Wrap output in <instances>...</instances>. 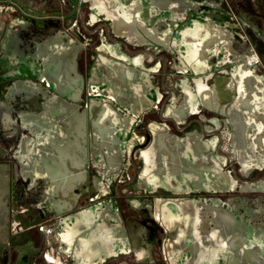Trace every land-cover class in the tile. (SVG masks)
Here are the masks:
<instances>
[{"label":"crops","instance_id":"0c3cea01","mask_svg":"<svg viewBox=\"0 0 264 264\" xmlns=\"http://www.w3.org/2000/svg\"><path fill=\"white\" fill-rule=\"evenodd\" d=\"M127 24L128 33L144 38V29ZM113 49L118 60H108L107 88L113 98L100 103L93 97L83 104L86 81L79 65L81 46L74 38L65 41L49 35L32 46V41L9 32L0 40V52L9 59L0 75V264H26L27 254L48 264L69 256H75L78 264H100L124 253L148 264H155L158 256L165 264L264 261V199L256 204L259 219L251 220L249 200L243 197L239 210L229 198L236 188L245 195L251 190L264 194V176L255 177L264 168V78L259 76L257 89L251 91L246 87L249 76H242V88L236 93L234 79L225 78L227 88L219 85L229 89L225 95L213 87L210 94H191L181 104L185 114L197 113L199 108L222 113L224 130L212 129L205 138L196 127V137L186 134L170 140L166 126L152 121L150 140L141 144L135 122L161 103L162 94L154 89L150 74L140 69V55L129 64L121 47ZM15 69L23 76L13 77ZM94 73L96 79L99 72ZM42 79L52 91L49 98L54 96L46 110L29 103L42 101L38 88L44 84ZM27 86L32 93H26ZM133 86L136 91L129 93L128 87ZM64 100L67 107L58 110L57 104ZM91 120L97 125L91 126ZM213 124L218 127V120ZM91 131L97 137L92 153ZM15 136L11 158L9 143ZM42 148H47L45 153ZM54 148L63 150V155L57 157ZM126 153L136 154L141 161L129 200L136 214L129 219L117 200L102 199L111 176L123 177L117 167L123 165ZM228 158L235 159L242 175L254 182L238 183L226 166ZM91 162L99 167L94 177ZM28 178L31 185L21 186ZM31 195L39 198L34 201L38 211L34 224L42 213L51 219L65 215L62 233L40 243L25 236L18 219L21 210L15 209L14 202ZM90 197L97 202L91 205Z\"/></svg>","mask_w":264,"mask_h":264},{"label":"rangeland","instance_id":"374dc122","mask_svg":"<svg viewBox=\"0 0 264 264\" xmlns=\"http://www.w3.org/2000/svg\"><path fill=\"white\" fill-rule=\"evenodd\" d=\"M180 1L181 4H178V0H123L122 4L117 0H0V40H5L9 32L16 33L22 40L32 41V46L43 42L49 35L57 34L65 41L74 38L81 46L79 65L86 81L83 104L91 102L93 97H96L100 103L106 102L109 97L113 98L107 89L111 79L109 61L113 62V59L117 58L113 47H121L125 51L129 64H134L135 57L140 55L142 57L140 69L150 74L154 89L162 94L161 103L141 115L135 122L137 126L135 130L142 135L141 144H146L150 140L149 136L152 133L149 127L152 121L166 126L170 132L168 135L170 140L172 137H181L186 134L196 137L197 128L202 130L205 138H208L212 129L224 130L226 123L224 115L215 110H201V108L197 113L185 114L181 111V104L191 94H210L215 82L225 78L234 79L236 83L234 86L237 88L234 90L235 93L241 90L242 86L239 83L244 75L250 78V84L246 87L248 86L251 91L257 89V78L259 76L264 78V58L262 57L264 20L257 18L253 20L250 16H264L262 14L264 8L257 7L260 9L258 14L252 11L244 0ZM117 16L123 17L121 19ZM128 21L145 30L144 38L137 39L128 33ZM141 21L147 27L143 28ZM209 23L217 24L222 28V32L207 31L206 27ZM252 53H256L260 58V62L255 63V67L247 63L248 55ZM7 59V54L0 52V75L7 67ZM96 69L99 73L94 79ZM22 76L23 73L20 70L13 71V77ZM42 81H44L42 88L38 85L42 93V101L35 99L29 103L36 109L46 110L48 106L46 104L53 102L54 96L51 95L49 98V92H52L49 89V83L43 79ZM29 89L31 88L27 86L28 94L32 93ZM133 91H136L134 86L128 87L129 93ZM47 99L49 101L45 102ZM27 103L25 104L28 108L29 103ZM61 103L57 104L58 110L65 109L68 105L67 100ZM107 103L110 102L107 101ZM169 106L174 109L170 111ZM215 120H218V127L213 124ZM92 125H97L95 120H91ZM41 135L44 134L41 133ZM88 139L91 142L90 152L92 153V142L97 141L96 134L91 131ZM17 140V136L10 138L9 156L11 158L14 156ZM46 150L47 148H42L44 153ZM53 150L57 157L63 155V150L57 148ZM124 157L123 165L119 164L117 167L120 172H123V177L111 176V180L107 182L109 189L102 199L107 202L112 199L117 200L125 219H129L136 214L129 207V200L134 195L131 189L134 187V179L139 173L141 161L136 154L126 153ZM126 159H130L131 162H127ZM231 160L234 172L240 178L238 183L248 181L253 183V178L242 175L235 159L231 158ZM226 166L228 169L231 168L228 160ZM90 167L91 176L94 177L98 174L99 167L94 162H91ZM263 175L264 168L258 171L255 177ZM31 183L32 178H28L21 181L20 185L27 187ZM39 186L43 187L42 182L38 184ZM243 197L249 200L251 207H256L258 199H264V194L251 190L248 195H245L242 194L241 188H236L229 194V198L233 200L232 207L240 210ZM38 199L33 195L26 196L20 202L18 201L19 203L15 201L14 205L16 210H21L18 213L19 218L16 211V218L21 221L25 236L35 238L40 243L44 240L48 241L50 235L64 231L65 215L51 219L49 215L42 213L40 221L34 224L35 216L38 215L34 201ZM88 199L91 205L97 202L96 197ZM21 203L24 206H19ZM250 219L257 220L259 217L255 214ZM50 226L52 228L49 230ZM62 228L63 230L59 231ZM27 256L29 259L26 264H48L33 255L27 254ZM57 262L54 264H78L75 256H69L63 260L57 258ZM104 264L148 263H140L130 254L124 253L116 260L107 259ZM155 264L165 263L158 256ZM248 264H264V261L258 262L251 258Z\"/></svg>","mask_w":264,"mask_h":264},{"label":"flooded vegetation","instance_id":"af4514ba","mask_svg":"<svg viewBox=\"0 0 264 264\" xmlns=\"http://www.w3.org/2000/svg\"><path fill=\"white\" fill-rule=\"evenodd\" d=\"M247 4H248V6L252 9V11H254V12H257L258 14L260 13V9L259 8H264V0H244ZM123 2V0L122 1H118V3H122ZM123 4V3H122ZM178 4H181V1L180 0H178ZM257 7H259V8H257ZM262 14H264L263 12H262ZM253 20L255 19V18H257V19H260V20H264V16H250ZM209 25L211 26L212 24L211 23H209ZM262 25V24H261ZM213 27H212V29H214V30H212V31H216V32H219V31H222V28L221 27H219L217 24H215V25H212ZM249 56V55H248ZM251 61V60H250ZM260 62V58H259V55H258V60L256 61V62H249V60H247V63L248 64H250V65H252L253 67H255V63H259ZM221 80V79H220ZM216 81L217 82V84H214L215 86L214 87H216L218 90H220V93H223L224 95H225V92L224 91H229V89H225V88H227L226 87V85H225V82H224V79L223 80H221V81ZM224 86L225 88L222 90V88H220V86ZM231 92H229V94H230ZM229 96V95H228ZM228 162L230 163V166H231V168L229 169L230 171H231V173L235 176V178L237 179V180H240V178L235 174V172H234V166H233V164H232V160H231V158H228ZM264 176V175H263ZM252 207H254V206H252ZM251 207V215H250V217L251 216H254L255 214L257 215V212H258V210H257V207H254V208H252ZM20 227V226H19ZM107 260H105V261H103L102 263L104 264L105 262H106ZM158 261V260H157Z\"/></svg>","mask_w":264,"mask_h":264},{"label":"built area","instance_id":"2783aa9c","mask_svg":"<svg viewBox=\"0 0 264 264\" xmlns=\"http://www.w3.org/2000/svg\"><path fill=\"white\" fill-rule=\"evenodd\" d=\"M249 60H251V61H249L251 63L256 62L258 60V55L256 53H252L251 58Z\"/></svg>","mask_w":264,"mask_h":264},{"label":"bare ground","instance_id":"6f19581e","mask_svg":"<svg viewBox=\"0 0 264 264\" xmlns=\"http://www.w3.org/2000/svg\"><path fill=\"white\" fill-rule=\"evenodd\" d=\"M251 58V55L248 56V60ZM250 61V60H249Z\"/></svg>","mask_w":264,"mask_h":264}]
</instances>
